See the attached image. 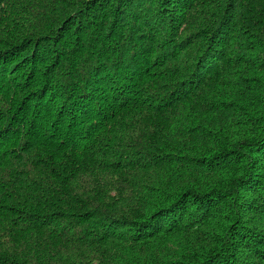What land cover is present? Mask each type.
Instances as JSON below:
<instances>
[{"label":"trees","instance_id":"1","mask_svg":"<svg viewBox=\"0 0 264 264\" xmlns=\"http://www.w3.org/2000/svg\"><path fill=\"white\" fill-rule=\"evenodd\" d=\"M0 264H264V0H0Z\"/></svg>","mask_w":264,"mask_h":264}]
</instances>
